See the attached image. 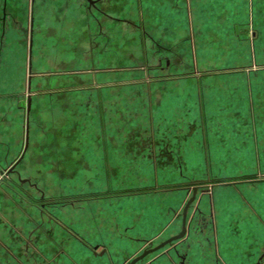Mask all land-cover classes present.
Masks as SVG:
<instances>
[{"label": "crops", "instance_id": "0c3cea01", "mask_svg": "<svg viewBox=\"0 0 264 264\" xmlns=\"http://www.w3.org/2000/svg\"><path fill=\"white\" fill-rule=\"evenodd\" d=\"M3 6L4 19L6 13L16 19L19 8H25L28 17L27 87L28 78L31 86L37 77L67 80L62 90L92 95L88 109L104 126L109 88L115 89L110 93L115 102L129 99L128 91L122 89L133 90L131 94L141 88L146 91L153 186L159 168L155 123L166 115L165 105L154 104L155 86L183 85V192L189 180H207L211 185L207 206L213 228L211 253L216 256L211 264H264L259 263L264 255V0H4ZM8 45L5 51L11 48ZM175 63H183V74L175 72L181 65ZM119 72L132 78L109 82ZM76 77L88 79V85L74 84ZM33 87L38 89L36 83ZM50 89L55 92L56 87ZM12 96L10 89L0 97L4 112L12 110ZM133 99L139 106V100ZM34 106L32 100L25 111L26 144L20 159L27 157L28 143L33 140L29 127H33ZM114 115L121 118L115 111ZM4 121L7 128L10 119ZM98 140L107 151V135ZM10 142V136L3 140L4 156L11 154ZM102 151L108 158V151ZM106 163L109 173L110 163ZM138 168L145 172L146 166L139 163ZM113 184L118 188V181ZM85 207L68 204L72 228L78 229L74 222ZM15 209L19 225L8 220L11 198L0 199V264H108L109 251L133 252L143 236L132 225H101L95 235L83 224L78 229L81 234L76 235L87 243L86 249L74 244L80 243L77 237L61 246L57 229L51 226L49 233V227L46 231L39 227L35 245L29 249L24 243L29 233L35 234L28 228L33 213L28 214L23 206ZM35 218L38 221V215ZM192 221L191 217L187 228ZM109 237L115 240L108 241ZM43 238L53 246L45 245ZM96 238L101 240L94 242ZM124 238L130 244L126 249L121 247ZM91 244L105 247V257L94 254L90 259ZM207 249L197 246L200 260L197 257L188 264H210L202 256ZM30 253L32 258H28Z\"/></svg>", "mask_w": 264, "mask_h": 264}, {"label": "rangeland", "instance_id": "374dc122", "mask_svg": "<svg viewBox=\"0 0 264 264\" xmlns=\"http://www.w3.org/2000/svg\"><path fill=\"white\" fill-rule=\"evenodd\" d=\"M3 3L4 0H0V97L10 89L13 96L12 110L4 112L3 104L0 105V199L11 198V212L6 219L12 224L19 225L17 206L25 207L28 214L33 213V221L30 218L28 228L35 234H28L24 247L30 249L35 245V231L39 227H43L44 231L49 227V233L51 226L57 229L61 246L74 242L73 237H77L80 243L74 244L85 247L87 243L77 236L83 224H87L96 235L99 233L96 228L101 225L104 228L103 225L121 223L124 227L132 225L136 231L142 232L138 249L123 254L109 251L107 254L105 247L91 244L88 245L90 259L94 254L103 255V258L107 254L110 264H130L146 252L133 264H188L201 257L195 248L203 246L208 251L202 256L210 264L216 262L215 254L211 253L213 228L207 206L211 185L207 180H189L183 192V85L173 82L156 83L155 86L154 104L161 108L165 105L166 115L155 123L157 147L154 152L159 168L157 185L153 186L151 130L145 111L146 91L141 88L131 94L133 90L122 89L128 91L129 99L115 102L110 95L115 89L109 88V95L106 96L109 109L104 126L100 125L98 116L88 109L94 101L92 95L63 91L61 87L67 80L51 76L32 78V86L30 84L28 88L25 60L28 17L25 16V8H19L16 19L8 13L4 19ZM8 44L11 48L5 51ZM175 64H181L175 72L183 74V63ZM131 78L119 72L115 78H109V82ZM35 83L38 89L33 87ZM74 84L84 88L88 79L76 77ZM51 87H56L55 92H51ZM28 98V107L32 100L35 101L30 117L33 127H29L33 140L28 143L27 157L20 159L19 154L26 144ZM133 98L139 100V106ZM77 105L79 110H76ZM136 106L140 110H136ZM114 111L121 118L115 117ZM4 119H10L7 128L4 127ZM105 134L109 140L106 143L108 152L105 151V143L97 141ZM8 136L11 141L6 143L11 149L9 157L3 155V140L7 141ZM89 137L96 141H87ZM102 150L108 153V158ZM106 162L110 163L109 173L104 167ZM139 163L146 166L145 172L138 168ZM114 181H118V188H115ZM68 204L76 207L86 205L85 210L80 209L79 218L74 222L79 230L71 226L73 218H69ZM191 217L193 221L187 228ZM22 219H25L24 215ZM183 228H186L184 233ZM106 233L111 232L107 230ZM111 239L115 240L114 237L107 240ZM99 240L96 238L94 242ZM43 241L45 245L53 246L45 238ZM126 241L125 238L121 241V247L130 246ZM85 248H82L83 252H88ZM32 257L33 254H28V258ZM263 261L264 255L259 263Z\"/></svg>", "mask_w": 264, "mask_h": 264}, {"label": "water", "instance_id": "95a60500", "mask_svg": "<svg viewBox=\"0 0 264 264\" xmlns=\"http://www.w3.org/2000/svg\"><path fill=\"white\" fill-rule=\"evenodd\" d=\"M29 85H30V78H28V88H29ZM29 106V98H28V104H27V110H28V107ZM186 228H183V233H184V230ZM146 252H144L141 256L137 257L136 259H134L130 264H133L135 261H137L138 259L142 258L144 255H145Z\"/></svg>", "mask_w": 264, "mask_h": 264}]
</instances>
